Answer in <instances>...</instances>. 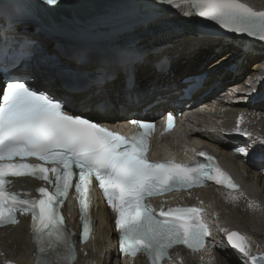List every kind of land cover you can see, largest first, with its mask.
Returning <instances> with one entry per match:
<instances>
[{"label": "snow or ice", "instance_id": "obj_1", "mask_svg": "<svg viewBox=\"0 0 264 264\" xmlns=\"http://www.w3.org/2000/svg\"><path fill=\"white\" fill-rule=\"evenodd\" d=\"M46 3L55 6L59 0ZM161 3L172 5L173 0ZM183 3L231 32L258 36L264 41V11L254 10L241 0H183ZM202 75L207 78V74ZM203 82L198 80L192 87ZM72 111L66 101L22 78L0 85V226L17 224L18 213L31 214V228L38 246L36 264H75L77 249L72 239L75 233L65 224L61 209L75 189L81 212V237L89 239L93 180L116 213L121 253L135 257L143 252L149 264H162L166 258L175 264L170 249L176 245L197 252L204 250L212 232L204 220L202 207L161 206L157 212L148 199L203 186L208 181L224 186L229 198L239 199L243 195L241 186L216 163L215 157L201 152L199 155L210 163L194 161L195 166L171 159L150 160L148 152L156 127L153 121L131 120L140 130L125 136ZM241 122L242 117L234 131L256 143L237 147L235 151L247 156L257 146L264 148V136L241 130ZM174 123L175 118L169 112L166 130ZM27 157H36L44 163H27ZM47 163L52 166L45 167ZM21 176H34L51 185L52 190L41 186L36 189L39 196L13 190L10 178ZM221 231L226 233L228 245L244 257L241 264H264V253L252 254L246 235Z\"/></svg>", "mask_w": 264, "mask_h": 264}, {"label": "bare ground", "instance_id": "obj_2", "mask_svg": "<svg viewBox=\"0 0 264 264\" xmlns=\"http://www.w3.org/2000/svg\"><path fill=\"white\" fill-rule=\"evenodd\" d=\"M84 1L82 4H85L87 9L81 10L80 17L64 14L60 17L62 26L65 28L76 26L84 33H96V36L78 38L81 42L80 46L89 52L97 51L101 43L111 42L120 45L123 53L139 49V47L146 50L136 71V85L141 88L151 83L153 86L151 91L165 97L176 91V83L184 76L199 72L203 67L202 61H206L204 70H207L210 76L203 92L208 89L215 90L218 86L224 88L230 84L237 89L235 104L226 102L224 108V102L220 111L211 112L216 118L224 117L222 124L210 126V128L215 130L213 135L215 138L220 139L223 136L227 144L217 146L206 140H202V143L209 148L217 149L219 154L214 157L220 159L224 166L235 171L237 177L243 182L244 187L241 190L243 195L233 200L227 193L223 194L220 188L211 186L200 190L201 195H194L197 191H193L158 202L175 206H194L199 199H202L203 203L200 207L204 209L214 229V234L209 238L208 246L204 250L177 251L175 264H241L244 257L228 245L226 233L221 229H227L229 232L238 231L246 235L252 246V254L264 253V171L256 173L248 166L254 160L264 163V148L257 146L254 150H250L247 156L238 154L235 151L237 147L256 142L249 141L247 137L234 131L242 117V122L239 124L241 130L264 136V41H261L258 36L231 32L218 22L205 17H200L198 20L195 11L190 5L183 3V0H173L172 5L161 3V0ZM116 2H118L117 5H114ZM132 2L141 4L133 7ZM241 2L248 4L254 10L264 11V0H241ZM104 3H109L111 7ZM177 3L181 5L179 8L175 7ZM129 4L131 6H127ZM113 12L120 13L113 15ZM137 12L153 14L151 18L159 16L157 19L164 30L141 31L140 36L136 38L138 33L131 32L129 28L138 23L136 19L142 16ZM28 25L27 29L34 30L30 24ZM157 36L159 37L156 38ZM44 43L49 46L48 40H44ZM115 57L116 55L106 57L108 68L113 67ZM162 57L170 60V67L163 72H156L153 62ZM99 59L101 62L104 57ZM83 68L91 69L86 65ZM167 72L169 74H166ZM170 73L173 74L174 81L163 84L170 77ZM123 80L124 76L120 74L102 87V93L108 97L120 99L117 105L121 107L120 112L129 113L135 109H130L122 99ZM253 86H258L259 92L256 95L248 91ZM86 96L87 94H82L80 98H86ZM212 102L213 99L203 102L206 109L198 118L203 120L200 128H209L208 124L203 125L208 121L210 111L216 107L212 106ZM167 104L165 102L162 105L166 108ZM205 106L202 107L205 108ZM115 119L120 118L116 116L110 120ZM191 146L196 148L197 144L194 142ZM207 147L204 151L212 155ZM246 174L248 177L245 176ZM71 218L72 213L69 212L67 217L69 225H72ZM95 219L97 222L94 238L80 247L81 255L75 264H117L118 259L112 248L114 233L109 223V215L99 205ZM26 225L28 220H23L19 226L0 232V264H6L7 261H11L12 264L33 263L35 247L30 244ZM135 264H144V262L137 260Z\"/></svg>", "mask_w": 264, "mask_h": 264}, {"label": "rangeland", "instance_id": "obj_3", "mask_svg": "<svg viewBox=\"0 0 264 264\" xmlns=\"http://www.w3.org/2000/svg\"><path fill=\"white\" fill-rule=\"evenodd\" d=\"M138 13H143V15H144V17L146 16V14H148L147 12H138ZM137 13V14H138ZM139 15V14H138ZM151 15H153V14H151ZM151 15L150 14H148V18H146L145 17V19L146 20H144V21H141V22H138V23H136V24H134V25H131V28H129L130 30H131V32H137L138 34H137V36H140V32L141 31H147V30H164V29H162L163 28V26H160L161 24H160V22L158 21V17L159 16H156V17H154V18H151ZM139 18V17H138ZM140 18H142L141 16H140ZM139 18V19H140ZM156 18V19H155ZM148 19H151V20H148ZM164 19V18H163ZM141 20V19H140ZM165 20V19H164ZM183 21H181V23H182ZM129 30V31H130ZM128 31V32H129ZM168 34V33H167ZM160 36V35H159ZM159 36H157L156 38H158Z\"/></svg>", "mask_w": 264, "mask_h": 264}, {"label": "water", "instance_id": "obj_4", "mask_svg": "<svg viewBox=\"0 0 264 264\" xmlns=\"http://www.w3.org/2000/svg\"><path fill=\"white\" fill-rule=\"evenodd\" d=\"M246 4V3H245ZM248 5V4H247ZM256 255H259V254H256Z\"/></svg>", "mask_w": 264, "mask_h": 264}]
</instances>
